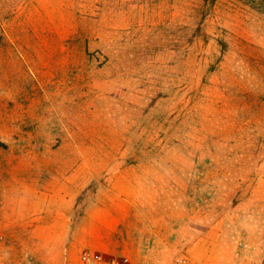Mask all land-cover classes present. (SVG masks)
<instances>
[{
	"label": "rangeland",
	"instance_id": "rangeland-1",
	"mask_svg": "<svg viewBox=\"0 0 264 264\" xmlns=\"http://www.w3.org/2000/svg\"><path fill=\"white\" fill-rule=\"evenodd\" d=\"M259 0H0V264H264Z\"/></svg>",
	"mask_w": 264,
	"mask_h": 264
},
{
	"label": "built area",
	"instance_id": "built-area-1",
	"mask_svg": "<svg viewBox=\"0 0 264 264\" xmlns=\"http://www.w3.org/2000/svg\"><path fill=\"white\" fill-rule=\"evenodd\" d=\"M82 261L84 264H141L133 260L127 254H117L108 256L106 254L85 250L82 254ZM145 264V263H142ZM173 264H194L188 257L179 256L174 260Z\"/></svg>",
	"mask_w": 264,
	"mask_h": 264
},
{
	"label": "trees",
	"instance_id": "trees-1",
	"mask_svg": "<svg viewBox=\"0 0 264 264\" xmlns=\"http://www.w3.org/2000/svg\"><path fill=\"white\" fill-rule=\"evenodd\" d=\"M259 7L264 10V0H259L258 2Z\"/></svg>",
	"mask_w": 264,
	"mask_h": 264
}]
</instances>
